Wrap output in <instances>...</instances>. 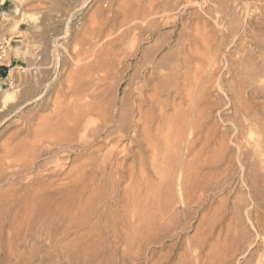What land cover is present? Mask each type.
I'll use <instances>...</instances> for the list:
<instances>
[{"label": "bare ground", "instance_id": "bare-ground-1", "mask_svg": "<svg viewBox=\"0 0 264 264\" xmlns=\"http://www.w3.org/2000/svg\"><path fill=\"white\" fill-rule=\"evenodd\" d=\"M98 1L100 0H96V2ZM206 1H209L210 4V0ZM117 4L118 6L116 5V7L121 9L119 13L122 17L121 20L119 19L120 21L117 20V22L119 21L117 33H115L114 36L110 34L109 39L107 37V39H104L105 41L103 40L104 46L100 47L101 49L104 48V52L101 53L103 55H100V52L96 54L94 66L92 65L93 67L91 70L88 69V72L83 75L79 74L80 76H76L75 70L76 67H78L77 63L72 66L68 76L66 75V87L63 88L65 90L62 94V101H60L58 97L52 100V116L48 118H46L47 116L44 118L37 117L38 122H36V124L34 123L36 128L32 129L37 134L36 138L29 143L22 144V141L21 144H16V146L5 147L4 154L0 155V193L2 195V206L0 204L2 207L0 209V234H8L9 240L12 238V235L15 236V239L12 238V240H10L12 242L10 245L16 244L18 236L22 234H70L78 227L85 228L87 230L86 234H104L107 230L111 231L112 234H142L141 230L145 227V216H147L148 204L147 189L146 191L144 190L145 187L143 184L145 181L144 172L145 169H147L148 157H150L147 155V151L150 150L152 152L151 162L155 164L159 156L157 155L156 157L155 150L156 148H160L158 147V141L161 140L160 138L159 140L158 137L160 136L159 134L162 131L164 123L169 118L165 116V107L168 105L171 106L173 115L170 117H176V120H178L181 109L183 110V108L179 107L182 103L180 98L184 97V95L182 96V92L185 90L184 99L187 98V101H189V103L187 102V113H184L185 115L187 114V125L189 126L188 134H190V128L192 130L191 133L197 130L200 132L201 124L199 120L206 117L204 112L206 109L209 111L210 109L212 110V108L207 106L198 108L195 105L197 108L194 107L195 109L190 122V111H192L190 110V59H200L201 63L199 65L198 63L200 61H198V67L204 70L205 73H208L207 76L204 75V73L201 75L199 74V81L195 82V84L197 83L196 85L200 86L198 88V93H196L198 94L196 99L197 103L200 104L205 101L204 95L210 90L212 78L218 76L212 77L213 74H218L215 73L216 70H219L217 62L218 55L216 52L221 48L220 46H216L220 48H216L214 52L212 51L213 53H210L209 49L211 47L208 40L211 37L207 40L203 38L205 42L203 43L205 44L203 50L206 49V52L204 53L201 50L203 53H198L200 50L196 45L197 42H191V40L198 37V28L196 29L197 35H191L190 32L192 31L190 30L192 25L190 26V30H188V23L185 22L183 18L180 19L181 13L179 9L187 8L190 5V0H126L122 2L119 0ZM246 4L248 5L249 3L246 2ZM97 8L99 9V7ZM96 9L95 11L97 12L98 9ZM74 13L75 12H73V14ZM183 13L184 11L182 10V14ZM205 15L207 16V14L204 13L203 16ZM102 16H104V14ZM101 18L103 19V17ZM116 18L117 16H115V22ZM212 22L214 23V21ZM166 23H170L173 27L178 24L181 26V32L174 38L173 45H175V49L168 55L162 54V50L167 47L172 40L173 30H170V32L162 36H155ZM74 24L76 25V23ZM92 27L91 25L90 28ZM106 28L108 30L109 25L106 26ZM113 28L114 27H112V29ZM84 29L86 30V28ZM97 35L95 33L96 37ZM87 36L89 37V35ZM128 37L131 38L132 45L130 50L128 51L127 48L128 52L126 51L127 53L125 52V54L123 53L124 55H122L120 50ZM78 39L77 41H79ZM149 39H153L152 45L145 46L144 42ZM212 39H214V42L219 43V38L217 39L215 37ZM77 41H75V43ZM86 46V48H88V44H86ZM90 47L91 46H89V48ZM257 47L259 46L257 45ZM86 48H84L85 51ZM222 49L223 48L220 50ZM125 50L126 49H124V51ZM74 54L76 53L74 52ZM138 54H140L139 59L142 61L140 65H142L144 70V76H142L144 78V84L140 83L141 86H138L139 91L135 94L133 93L134 90L132 91L130 89L129 93L126 95L125 88L123 93L120 94L122 79L127 76L128 81L126 84L129 86L131 82H133L132 80L136 78L137 74L135 73H138L140 69L138 64L137 69L136 67L134 68L137 72L129 73L130 63L127 62L128 64L124 65V60L137 56ZM245 55L244 52L243 56H237L235 61L236 67L226 64L228 72L230 73L229 78L231 77L232 79V82L227 85V92L229 95L228 102L233 115V118L229 121L233 128V133L229 141L232 140L234 147L222 141L217 145L218 150L216 149L212 155L204 158L201 162H194L196 163L193 165L195 172L194 177L197 179L196 188L198 190H214L219 182H226V180L230 179V177L228 178V171L231 164L235 166V172L236 169H239L243 173L241 176L253 174V176L256 177L258 165L264 162V57L260 55V57L255 60V58L253 59L249 57V55ZM57 58L55 60L54 70L52 71L54 73L59 67V59ZM83 58L82 60H84ZM70 60L72 59L70 58ZM82 62L81 64H83ZM122 65H124L123 68ZM120 69L121 71L119 74L118 71ZM194 69L197 70L198 68L196 67ZM156 71L157 77H155ZM192 72H194V70H192ZM13 74L14 73L10 72L9 76L13 77ZM39 76L37 75V77ZM115 76H118L117 81L113 80ZM110 80H112V83L116 81L115 88L112 92H108V86H105ZM221 81L218 79L217 84L220 90H224ZM62 84L63 83H61V85ZM134 85L137 86V84ZM52 86L54 85H51V87ZM63 86L65 85L63 84ZM30 89L29 91H31ZM196 91L194 90L192 95L195 94ZM42 92V89L36 92L32 96V101L28 103L39 101L41 98L44 100L45 94L43 98L41 95ZM53 93L56 94L58 91L56 93L54 91ZM163 96L164 98H162ZM177 97H179V101H176ZM0 98V111L6 109L14 100L9 91H4L0 95ZM191 100L193 101V99ZM208 110L207 112H209ZM34 119L35 117L33 118V115H30L24 123V131L27 135L31 131L30 122ZM202 122L204 123V121ZM166 126L168 125L166 124ZM172 126L169 130L173 133L174 128H172ZM252 130H256V137H244L246 132ZM183 133L185 134V132ZM180 136L182 137V133ZM214 138V130H209L203 140V146L198 149V153L201 154L206 147H209ZM190 141H188L189 145H185V149L183 148L184 146L182 147L184 152L180 150L181 153L183 152L186 156L190 155ZM178 143L180 142H178L177 137H175L173 142L167 143L168 155L172 154V160L176 166L172 168L171 172L170 170L167 171L172 173L170 176H175L174 179L177 178L179 181H177L179 185L178 198L182 201L186 200L185 207L187 208L190 205V194L187 195L188 187H186V175L189 174L190 171L187 174L186 171L187 166L190 165V160L186 161L185 159L184 161L181 158V161V159H176L177 157H174L179 150L178 146L179 148L181 146L178 145ZM170 148L171 154L169 152ZM230 149H234L232 158V155H228L231 151ZM60 153L65 157L64 159H66V162L62 163V166H59L57 165L59 162L56 163L53 160L57 167L59 166L58 168L51 170L46 169V165L49 161L47 163L46 161L35 163V160L39 157L49 156L54 158ZM71 153H75V155L71 157ZM166 156L160 157L164 159ZM8 157H10V159H7ZM188 158L190 159V157ZM58 159L55 158L56 161ZM161 161L162 160H160V162ZM173 162L171 161L170 163ZM223 165L224 167H222ZM159 166H161V164ZM165 171L166 170H164L163 173ZM164 176L166 175L164 174ZM188 176H190V174ZM163 179L164 178H161L162 181ZM126 180H128L127 183L123 184ZM169 181L172 182L173 178L172 180L169 179ZM165 186L166 185H164V187ZM164 190H167L168 193V189L165 188ZM169 190L171 191V189ZM188 192H190V190ZM176 198L177 197H175L174 201H176ZM171 208L173 209V206L170 207V209Z\"/></svg>", "mask_w": 264, "mask_h": 264}, {"label": "rangeland", "instance_id": "rangeland-1", "mask_svg": "<svg viewBox=\"0 0 264 264\" xmlns=\"http://www.w3.org/2000/svg\"><path fill=\"white\" fill-rule=\"evenodd\" d=\"M122 1L126 0H120V2ZM204 1L190 0V5L187 7L188 9L181 8L179 11L181 13L180 19L183 18L189 25L188 30L192 27L190 30L192 32H190V34H198L197 38L191 40V42H197L196 45L200 50L198 53L202 54L206 52V49L203 50V48H205V44L203 43H205L204 40L210 37L211 38L208 40L210 47L214 48L209 49L210 53H213L216 48H223V51L220 50V48L219 51L217 50L216 52L218 55L217 62L219 70H216L215 73L218 74H213L212 77L218 76H216L217 78H212L210 90L204 95L205 101L200 104H198L196 100L198 97L196 93H198V88L200 86L196 85L197 83L195 84V82L199 81L198 79L201 74L204 73V75L207 76L208 73H205L204 70L198 67L201 63L200 59H190V96L192 97H190V110H192L190 111V122L195 109L194 107L203 108L207 106L212 108V110L210 109L209 111L206 109L204 112L207 118L204 117L205 119L201 118L199 120L201 124L200 132L197 130L191 133L192 130L190 128V134H188L189 126L187 125V114L185 115L184 113H187V102L189 103V101H187V98L184 99L185 90L182 92V96L184 95V97L180 98L182 103L179 107L183 108L180 113L181 118L179 117L178 120H176V117L171 118L170 116L173 115L171 106L168 105L165 107V116L169 118L164 123L162 131L159 134L160 136L158 137V139H161L158 141V147L160 148H156V150L158 149L157 151L155 150L156 157L159 155L156 163H160L162 167L159 166L160 164H152V152L150 150H148L149 152L147 151V155L150 157H148L147 169H145L144 172L145 181L143 184L145 187L144 190L146 191L147 189L148 204L147 216H145L146 223L144 229L141 230L142 234H112L111 231L108 230L104 234H86L87 230L85 228L78 227L70 234H22L18 236L17 242H19L11 245L10 243L12 242L10 240H12V238L15 239V236L12 235V238L9 240L8 234H0V240L3 241L4 239L3 242L0 241V244H3L2 246L4 247L0 245V264H264V162L258 165V176L256 175V177H254L253 174L241 176L243 173L239 169H236L235 172V166L231 164L228 171V178L230 177V179L226 180V182H219L214 190L208 191L198 190L196 188L197 179L194 177L195 172L193 169V165L196 164L194 163L195 161L201 162L204 158L212 155L216 149L218 150L217 145L222 141L234 147L232 140L229 141L233 133V128L229 121L233 118V115L228 102L229 95L227 92V85L232 82V79L231 77L229 78L230 73L226 66L230 64L236 67L235 61L237 56H243L244 52L246 54L245 56L249 55V57L255 58V60H257L260 55L264 57V0H210V4L209 1ZM246 2L249 4L247 5ZM117 3H119V0H100L98 2H96V0H0V65L6 68L5 74L0 76V95L4 91H9L14 99L6 109L0 111V155L4 154L5 147L16 146V144H21L22 141V144L29 143L36 138L37 134L32 129L36 128L35 124L38 122L37 117L44 118L47 116L46 118H48L52 116V100L58 97L59 100L62 101V94L65 90L63 88L66 87V79L72 66L77 63L79 69L76 67L75 74L76 76L79 74L83 75L88 72V69L91 70L94 66L96 54L100 52V55H103L101 53L104 52V48L101 49L100 47L104 46V39H107V37L109 39L110 34L114 36V34L117 33L118 22L122 17L119 13L121 9L116 7V5L118 6ZM97 7H99V9ZM96 8L98 9L97 12L95 11ZM182 10L185 14H182ZM73 12L76 14H73ZM204 13L207 14V16H203ZM103 14L104 16H102ZM115 16H117L116 22ZM101 17H103V19ZM117 20L119 21L117 22ZM212 21H214V23ZM74 23H76V25ZM91 25L93 26L92 28H90ZM108 25L109 29L107 30L108 27L106 28V26ZM112 27L114 28L112 29ZM172 27L173 25L166 23L155 34V36H162L170 32V30H173V41L171 40L169 45L162 50V54L164 55L171 54L174 51V38L181 32L180 24ZM84 28H86V30ZM197 28L198 33L196 30ZM95 33L96 35L99 34L97 35L98 38L95 36ZM85 35H89V37L87 36L88 39ZM215 37L217 39L219 38V43L213 41L214 39L212 38ZM129 38L130 37L125 40L126 42L120 50L122 55L125 54L127 48L128 51L131 48L132 40ZM77 39L81 42L77 41ZM75 41L77 42L75 43ZM152 43L153 39H149L144 42V45L148 46L152 45ZM86 44H88V48H86ZM221 44L224 46L222 47ZM257 45L259 47H257ZM89 46L91 47L89 48ZM84 48H86V51ZM124 49L126 50L124 51ZM201 50L203 52H201ZM74 52L76 54H74ZM90 54H93L92 57ZM139 56L140 54L124 60V65L130 63L129 73L137 72L136 69L138 64L140 69L138 68L139 74L135 73L137 74L136 78L132 80L133 82H131L129 86L126 84L128 81L127 76L122 79L123 81L121 80L120 94L123 93L124 88L126 90V95L129 93L130 89L132 91L134 90L133 93L135 94L139 91L138 89L141 86L140 83L144 84V78L142 77L144 76V70L142 65H140L142 61H140ZM81 57L87 58H83L84 60H82ZM56 58L59 59V67L54 73L52 71L54 70ZM70 58L73 61L70 60ZM89 59L93 60L90 61ZM198 61L200 62L198 63ZM81 62L83 64H81ZM124 65H122V68ZM135 67L136 69H134ZM196 67L198 68L197 70L194 69ZM192 70H194L195 73L192 72ZM198 70L203 72L200 73ZM120 71L121 69L118 71L119 74ZM157 71L155 72V77H157ZM10 72L14 73L13 77L9 76ZM37 75L40 76L37 77ZM117 77L118 76H115L113 80L117 81ZM218 79H220V81L222 80L221 85H223L224 90L219 89L217 84ZM111 81L112 80L105 84V86H108V92H112L115 88L116 81H113L114 83ZM49 83L54 86L51 87ZM61 83L65 86H63V84L61 85ZM134 84H137V86ZM40 88L44 92L41 94L42 97L44 98L45 96L46 99L44 98L43 100L41 98L39 101H33L34 103H28L32 101V96L41 90ZM29 89L31 91H29ZM194 90L197 91L193 96L192 93H194ZM54 91L55 93L58 91V93L54 94ZM162 98H164V96ZM180 99L177 97L176 101ZM191 99H193V101ZM207 110L209 112H207ZM30 115H33L35 119L30 122V130L32 132L30 131L27 135L24 131V123ZM182 121L186 122L187 127L185 126V122L183 123ZM202 121H204V123ZM166 124L168 126H166ZM177 124L178 126L180 125L179 127L181 128H179ZM171 126L174 128V134L169 130ZM180 129L184 130L181 131ZM209 130H214L215 138L212 140L209 147H206L205 150L199 154L198 149L203 146V140ZM255 131L246 132L244 137H256ZM183 132H185V134ZM178 133L180 135L182 133V137ZM175 137H177L178 142H180L178 145L181 146L180 148L178 146L179 150L177 149L178 151H176L179 153H176L174 157H177L176 159L182 158L184 161L185 159L186 161L190 160V165L187 166L186 171V174L190 171V176H188L189 174L186 175V187H188L187 195L190 194V205L187 208L185 207L186 200L182 201L178 198L179 181L177 178L174 179L175 176H170L172 174L170 173L172 168L176 166L172 160L171 148L169 149L171 155H168L167 143L173 142ZM164 138H166L167 141ZM188 141L191 142L190 155L186 156L183 152L185 145H189ZM180 150L183 152L181 153ZM233 154L234 149L231 150L228 155H232V158ZM74 155L75 153L70 154L71 157ZM160 156H166V158L162 159ZM188 157H190V159ZM55 158L59 159L56 161ZM64 158L65 157L61 153L57 154L54 158L42 156L37 158L35 163L37 164L45 161L47 163L49 161L46 165V169L51 170L62 166V163L66 162ZM7 159H10V157ZM53 160L56 163L59 162L57 163V165H59L58 167ZM160 160L163 162H160ZM171 161L174 164L170 163ZM222 167H224V165ZM164 170L166 171L163 173ZM167 170H170V172ZM164 174L166 176H164ZM160 177L164 178L163 181ZM172 178L173 181H169V179L172 180ZM127 181L128 180L124 181L123 184H126ZM164 185L167 187H164ZM165 188L168 189V193L167 190H164ZM169 189H171V191ZM189 190L190 192H188ZM169 191L174 192L170 193ZM175 197L179 200L176 198V201H174ZM1 199L2 195L0 193V204L2 206ZM1 206L0 209L2 208ZM172 206L173 209H170Z\"/></svg>", "mask_w": 264, "mask_h": 264}, {"label": "trees", "instance_id": "trees-1", "mask_svg": "<svg viewBox=\"0 0 264 264\" xmlns=\"http://www.w3.org/2000/svg\"><path fill=\"white\" fill-rule=\"evenodd\" d=\"M6 72L5 66L0 65V76L4 75Z\"/></svg>", "mask_w": 264, "mask_h": 264}]
</instances>
